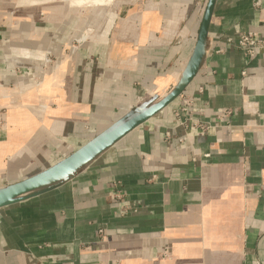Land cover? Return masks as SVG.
<instances>
[{"label": "crops", "instance_id": "obj_1", "mask_svg": "<svg viewBox=\"0 0 264 264\" xmlns=\"http://www.w3.org/2000/svg\"><path fill=\"white\" fill-rule=\"evenodd\" d=\"M66 2L0 0V191L176 88L207 0ZM250 32L264 39V0H216L176 100L0 208V264H264V50L249 58L236 45ZM184 99L193 116L207 111L205 133L177 122Z\"/></svg>", "mask_w": 264, "mask_h": 264}, {"label": "water", "instance_id": "obj_2", "mask_svg": "<svg viewBox=\"0 0 264 264\" xmlns=\"http://www.w3.org/2000/svg\"><path fill=\"white\" fill-rule=\"evenodd\" d=\"M216 0H207L204 13L201 19L199 31L197 34L194 53L192 56L190 67L183 77L179 85L168 93L163 99H161L154 106L140 111L137 115L127 120L125 123L115 126L112 130L99 137L96 141L91 143L88 147L80 151L78 154L68 159L64 163L55 166L49 172L36 177L30 181H26L10 187L8 189L0 191V208L10 205L13 202L19 201L21 198L33 194L45 187L55 184L61 180H64L72 171L79 165L87 162L90 158L94 157L116 140L125 136L127 133L148 121L157 113L166 108L174 100H176L192 81L196 75L200 63L203 58L204 47L208 35V27L212 17L213 8Z\"/></svg>", "mask_w": 264, "mask_h": 264}, {"label": "built area", "instance_id": "obj_3", "mask_svg": "<svg viewBox=\"0 0 264 264\" xmlns=\"http://www.w3.org/2000/svg\"><path fill=\"white\" fill-rule=\"evenodd\" d=\"M260 36L261 35L257 33L251 32L239 34L236 45L244 52L247 57L253 58L259 51L264 50V39H262ZM191 106L192 103L190 102V99H184L183 105L174 110V117L180 126H185L187 121H189L193 123V127L200 130V132L205 133L210 128L209 119L207 118V111H202V113L195 117L189 111ZM228 114L229 113L227 112L222 117H225ZM216 117L220 118L219 116Z\"/></svg>", "mask_w": 264, "mask_h": 264}, {"label": "bare ground", "instance_id": "obj_4", "mask_svg": "<svg viewBox=\"0 0 264 264\" xmlns=\"http://www.w3.org/2000/svg\"><path fill=\"white\" fill-rule=\"evenodd\" d=\"M112 2V0H68V3L76 7H106ZM67 3V2H66ZM69 5V6H70Z\"/></svg>", "mask_w": 264, "mask_h": 264}, {"label": "rangeland", "instance_id": "obj_5", "mask_svg": "<svg viewBox=\"0 0 264 264\" xmlns=\"http://www.w3.org/2000/svg\"><path fill=\"white\" fill-rule=\"evenodd\" d=\"M66 2V1H68V0H50V2L51 3H59V2ZM113 2H114V0H112V2L109 4V5H107V6H111L112 4H113ZM86 7H88V8H94V7H89V6H83L82 8H86ZM84 32V31H83ZM83 33H81L75 40H74V42L72 41V43L70 44V47H76L77 46V44H79V43H82V41H83Z\"/></svg>", "mask_w": 264, "mask_h": 264}]
</instances>
